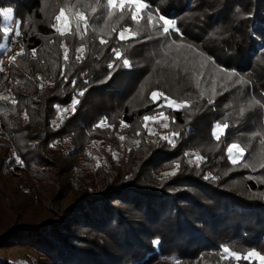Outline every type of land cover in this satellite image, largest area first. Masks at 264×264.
Returning a JSON list of instances; mask_svg holds the SVG:
<instances>
[{
	"label": "trees",
	"instance_id": "16d2710c",
	"mask_svg": "<svg viewBox=\"0 0 264 264\" xmlns=\"http://www.w3.org/2000/svg\"><path fill=\"white\" fill-rule=\"evenodd\" d=\"M145 1L151 12L178 19L180 28L179 32L160 36L158 28L153 27L156 17L150 23L145 17L143 33L149 43L159 49L170 39L187 43L208 54L221 69L237 75L229 78L222 71L224 86L210 97L211 101L203 92L180 96L186 104L178 111L159 107L152 100L133 103L135 84L152 61L146 59L143 66V58L131 59L127 53L134 41L135 46L141 44L140 33L131 40L117 38L120 31L130 28L131 19L125 16L117 22L107 21L104 38L95 37L88 28L70 31L82 42L88 39L79 60L76 47L67 42L71 34H56L44 21H39L33 31L20 25L17 41L24 44V49L19 54L26 56V63H14L15 71L6 74L4 83L15 98L11 107L17 115L12 119L15 126L1 128L0 165L6 168L12 163L13 154L26 164L25 153H35L39 158L57 153L62 141L68 142L71 150L75 148L72 152L67 147L58 150L64 159L69 157L66 153L85 151L105 156L90 161L99 162L93 173L87 160L70 163L76 173L59 183L55 194L63 202L51 205L38 220H22L16 215L0 232V247L29 246L39 254L36 264H196L199 256L209 264H260L254 257L236 261L221 253L228 248L241 257L250 249L264 254V48L259 45L264 40V0ZM9 4H14L19 20L30 14L41 20V0H0V7ZM94 15L96 11L89 17ZM47 34L65 40L64 47L56 46L39 55ZM2 37L0 33V40ZM101 39L107 43L102 44ZM33 48L35 54L31 53ZM113 48L119 49L121 56L110 70ZM173 58L174 51L170 50L159 62L170 64ZM125 59L128 66L123 64ZM178 72L173 74L176 79L186 76ZM239 77L247 83H238ZM235 92L242 95L235 105L237 122L224 118L228 127L217 139L207 133V121L212 109L229 102ZM251 94L254 97L249 100ZM73 100L77 101L75 110ZM116 102L118 109H114ZM62 107L68 111L60 114ZM158 110L169 114L171 121L164 117L145 127L149 123L144 117ZM113 111L116 114L112 116ZM103 118L117 124L122 119L131 130L125 134L121 132L123 127H117L121 141L112 145L116 128L97 127ZM174 124L178 126L176 134L171 127ZM196 125L201 126L202 137L211 141L206 144L207 150L200 142L191 141L198 136L194 135ZM154 131L164 137H155ZM92 137L106 141L109 147L90 142ZM233 140L245 149L243 162L236 164L226 150ZM111 148L119 153L116 161L106 154ZM140 148L143 155L131 163L130 154ZM173 160L178 162L176 169L165 173L175 175L155 173ZM249 166L253 173L244 175ZM206 175L210 177L207 180ZM237 178L242 180L239 184L234 182ZM157 239L159 246L154 247ZM0 264L18 263L5 257L0 258Z\"/></svg>",
	"mask_w": 264,
	"mask_h": 264
},
{
	"label": "rangeland",
	"instance_id": "374dc122",
	"mask_svg": "<svg viewBox=\"0 0 264 264\" xmlns=\"http://www.w3.org/2000/svg\"><path fill=\"white\" fill-rule=\"evenodd\" d=\"M142 3H146L145 0H141ZM147 4V3H146ZM2 7H12L14 10V4L4 5ZM64 10L66 13V16L68 17V21L70 22V28L65 29L63 27V23L58 24L57 27L61 28L64 33H69L70 31H73V29L77 28L76 23L77 19L79 18L80 13H84L87 16V28L88 30L92 31L95 34V37H106L107 33V26L109 23L107 21L113 20V22L119 21L122 17L125 18V16L128 18V20L131 19V13L127 11V9L124 12L120 11H113L112 16H108L109 12V6L107 5V0H41V6H40V13H41V20H38L36 17L33 16V14L30 15H24L23 19L20 17L21 25L23 28L29 29V31L36 30V26L39 21H44L49 25L57 24L56 17L60 15L61 10ZM97 12V15H94L93 18L89 17V14L92 11ZM151 13L153 17H157L159 14L153 13L150 11L149 7L142 10V12L138 15L137 20L133 21L131 19V25L130 29L133 33H140L143 38H141L139 45L135 46V41L133 48H130L128 50V54H130L131 59H137L141 61L142 59V65L146 66L144 62H146V59H151V63L148 65L147 68L144 71V74L140 77L139 80H137L135 84V92L131 94V101L134 102H148L151 101V95L152 92H163L166 96L170 97L171 100L177 101L178 104L185 105L186 102L181 97H188L191 96V93H197L200 94V92H203L205 95H209L208 97H212L215 95L217 90L221 89L223 85L221 73V68L213 59L208 56L206 53H201L197 51L195 48L190 47L187 43L179 42L176 40L170 39L167 43L161 44V48H156L152 43H149V40H146V34L144 32V22L143 19L145 17L148 18V14ZM166 18H174L176 21L177 28H179L178 25V19L175 17H168ZM91 19L98 20L97 24L93 23ZM13 20H19L17 16L14 15L13 12ZM105 20V21H104ZM133 21V22H132ZM3 19H2V25H3ZM150 23V21H149ZM86 28V29H87ZM81 32L86 30L84 26V21L80 19V27L77 28ZM56 34L58 33L55 30ZM72 36H71V35ZM68 35L71 36V38L67 39V42L74 44L76 49L80 48H86L88 39H84L83 42L78 38L73 36L72 33H69ZM15 41L11 42L9 39L4 40L3 37L0 40V45H3V47H0V51L2 55L0 56V68H2V71H0V132L1 128L4 127L6 129L7 127L15 126V121L13 123L14 117L17 115V111L12 109L11 105L14 104L13 101H15V98L11 96L10 93L7 91V87L5 86V78L6 74L8 72L15 71L14 70V63L22 61V63H26V59L24 55H20L19 53H22L24 49V44L20 41H17V37H14ZM44 40V46L41 48L39 55L44 53L46 50H54L56 46L58 47H64L65 40H61L57 37V35H49L43 37ZM90 44V43H89ZM260 47H262L261 42L259 43ZM173 50L174 51V58L173 62L170 64H164L159 61H163L161 58L167 55V51ZM134 52L135 54L131 53ZM32 53V51H31ZM17 55V57H16ZM16 57V59L13 61L12 58ZM135 62V61H134ZM160 63L154 66L155 63ZM136 64V63H135ZM134 64V65H135ZM175 64V65H174ZM194 69V72H192V67ZM186 66V67H183ZM179 69L180 72L184 73L186 76L183 77L181 80L176 79V75H173L176 70ZM162 89V90H161ZM183 92V93H181ZM233 98L229 99V102H222L220 106L213 108V112L210 114V117L207 121V133H213L215 137L221 135L223 136L225 132V128H221L220 130L215 129L216 123L223 125H227V118L233 121V123L237 122V118L235 116L237 101L242 99L241 94L233 93ZM248 96V95H247ZM3 97H8L7 100H4ZM253 95H249L248 99L252 100ZM230 98V97H229ZM212 99H207V101H211ZM253 102V101H250ZM116 105V106H115ZM7 106V107H6ZM115 108L118 109L117 102L114 104ZM111 106H108L107 108H110ZM68 111L67 107L61 108V113H66ZM114 112V111H113ZM192 111L191 113H193ZM59 114V115H60ZM116 113H112L111 115H115ZM148 116L152 117L151 120H148L147 126L152 125L150 123H155L156 120L158 121L161 118L167 117L169 121H171V117L169 114H166L164 110H158L155 112H152ZM189 117H193L192 115H189ZM226 120H225V119ZM35 119L33 115V121ZM103 121L104 125L113 126L116 128V133L113 134V138L111 139V144H117L114 141H121V136L118 134L120 130H118L117 127H123L122 133L127 134L126 132L130 131L131 129H128L129 127L126 126L124 121L122 119L118 120V124L114 121L113 123L109 122L106 119H102L99 121ZM168 122L173 123V122ZM155 127V126H154ZM173 131L176 134V130L178 129L177 124H174ZM132 128V127H131ZM3 129V131H4ZM100 129V128H99ZM173 131H170L171 133ZM3 133V132H1ZM215 133V134H214ZM153 134L155 137L162 138L164 137L161 133H158L157 131H154ZM194 135L197 139L191 140V141H197L202 144V149L207 150L206 144H211V141L207 139V137H202L201 135V126L196 125V130L194 132ZM225 135V134H224ZM115 136V138H114ZM169 137V136H168ZM173 137V136H172ZM171 135L169 137L170 142H173V139ZM195 137V136H194ZM21 138V137H20ZM101 138V137H100ZM193 139V138H192ZM90 142H94L95 144L103 145L105 147H109L108 143L106 141H103L99 138L92 137L90 139ZM174 143V142H173ZM237 143L236 141H231L227 144L226 150L228 153V148L231 144ZM76 145V143H75ZM241 148V144H239ZM90 146V143H89ZM63 147H67L69 150V143L62 141L61 148L56 150L57 153H45L44 158H39V156L35 153H29L26 154L27 163L26 164H18L15 161V157L17 155L13 154V162L8 164L7 160L10 159L5 158V162L7 163L6 168L2 165H0V232L8 227L17 217L16 215H21L20 219L22 220H38L40 216L44 215L46 213V210L51 205H60L63 200H59V197L56 194L57 187L61 186L59 183H62L63 181L70 180L72 173H76V168L74 167V163H82L83 161L87 160V164L91 165L92 173L94 171V166L97 165L99 162H90L92 160H103L105 154L104 153H91L89 151H85V153H66L69 157L67 159L62 158L60 155L62 153H58L59 151H62L61 149ZM138 148V147H137ZM75 149V148H74ZM74 149H70L74 151ZM112 149V148H111ZM244 149V148H243ZM143 149L140 148V150L136 149L133 153L130 154L129 160H131V163H136L137 160L141 155H143L141 152ZM261 149H259L260 151ZM237 150L233 149V153H235ZM245 151V149H244ZM2 154V153H0ZM70 154V155H69ZM80 154V155H79ZM82 154V155H81ZM110 157L113 158V161L117 160V157L119 153H117L114 148L111 150V153H106ZM191 155V153H190ZM38 156V157H37ZM193 156V155H192ZM229 156V155H228ZM242 157H240L237 162H243ZM230 159V158H229ZM231 160V159H230ZM232 161V160H231ZM24 162V161H23ZM70 163L71 164L70 166ZM178 164L177 161H170L164 165H162L161 169L158 171H155V173H159L161 175L162 173H165L166 171H173L176 169V165ZM69 165V166H67ZM252 166H249V170L244 171V175L252 174ZM156 170V169H155ZM85 175V173H83ZM96 176H100L95 174ZM60 181V182H59ZM239 181H242L241 178H237V180H234L235 183H240ZM58 197V199H56ZM56 199V200H55ZM67 200V199H66ZM65 200V201H66ZM230 252V251H229ZM255 252L258 253L259 256L254 257L260 264H264V261H261L259 259L260 256H264L263 253L260 251L250 249L247 250L245 255ZM232 253V252H230ZM224 257V254L221 253ZM239 254V253H237ZM8 258L12 261L17 262L18 264H26L27 262L30 264H36V261L39 257L38 252H35L32 248L26 245H20V244H14L11 246L6 247H0V258ZM40 257L44 259H48L45 255L41 254ZM222 258V257H221ZM196 264H209L206 261H203L201 256L198 257Z\"/></svg>",
	"mask_w": 264,
	"mask_h": 264
},
{
	"label": "snow or ice",
	"instance_id": "6c2138e0",
	"mask_svg": "<svg viewBox=\"0 0 264 264\" xmlns=\"http://www.w3.org/2000/svg\"><path fill=\"white\" fill-rule=\"evenodd\" d=\"M107 5L109 6V12H108V16H112L113 15V11H120L121 13L124 12L126 9L127 11H129L131 13V19L133 21L137 20L138 15L142 12V10L146 9L148 7V5L146 3H142L141 0H107ZM95 11V9H94ZM237 12L240 11L239 7H237L236 9ZM13 8L12 7H0V17L3 18V25L0 26V33L3 34V39L4 40H8L10 36L13 37H20L21 36V32H20V25H21V21L20 20H13ZM154 17L151 15V13L148 14V20L151 21ZM80 19H82L84 21V26L85 29L87 28V16L84 13H80L79 14V18L77 19V23H76V27L79 28L80 27ZM156 24L153 27H157L159 30V35L160 36H165V35H171L173 32H179V29L177 28L176 25V21L174 18H166L163 14H159L156 18ZM56 21L57 24H53L52 27L60 34V35H64V31L57 27L58 24L63 23V27L65 29L70 28V22H65L68 21V17L66 16L65 11L62 9L60 12V15H58L56 17ZM15 24V28L12 27V24ZM125 32H129L130 35H125ZM139 35V33H133L131 32V29H125L119 32L118 34V39L120 40H125V39H135L137 36ZM182 35V34H181ZM254 35V33H253ZM102 44H106L107 41L101 39L100 41ZM262 44V48H264V40L261 41ZM0 47H3V45H0ZM114 54V61L113 63H110L108 65L109 69L111 70L114 66V62L115 60H119L121 53L120 50L117 48H113L111 50ZM36 49L33 48L32 49V53L35 54ZM83 52V48L77 49V55L76 58L77 60L81 59V53ZM16 58L13 57L12 60L14 61ZM64 59L65 61L68 60V52L67 49H65V53H64ZM123 64L125 66L129 65V61L127 59H125L123 61ZM221 71H223L225 73L226 76H228L229 78L231 76H235L237 75L234 71L233 72H228L225 69H220ZM0 71H2V68H0ZM110 78V77H109ZM65 79H67V77L65 76ZM238 83H247V81L244 80L243 77H239L237 80ZM73 87H75V80L72 81ZM78 96H82L83 92H77ZM152 98V102L158 104L159 107H164L167 106L169 108H172L174 111H178L180 110L182 107H184L183 104H178L177 101L175 100H171L170 101V97L166 96L163 92H152L151 95ZM4 100H7L8 97H3ZM13 103H15V101H13ZM77 103L76 100L72 101V105H73V110H75V104ZM152 117L150 116H145L144 120L148 121L151 120ZM103 126V121L100 122V124L97 125V127ZM145 127H147V125H145ZM227 128V125H221L219 123H216L215 125V129L216 130H220L221 128ZM215 134V133H214ZM217 139H219V136L216 137ZM233 149H236L237 151L235 153H233ZM244 154V149L240 147L239 144L237 143H233L229 146L228 148V155L229 158L232 160L233 164L237 163V160L242 157ZM15 161L18 164H23V160L20 159L19 156L15 157ZM169 175H175V172L173 173H165V176H169ZM209 176H205L204 179H209ZM159 240H154L153 241V245L154 247H158L159 246ZM222 252L224 253V258H231L234 259L236 261H239L240 259H245V260H250L253 257H257L259 256L258 253L255 252H250L246 255H244L243 257L239 256L237 253L229 252L228 248H223ZM259 259L261 261H264V256H260Z\"/></svg>",
	"mask_w": 264,
	"mask_h": 264
},
{
	"label": "built area",
	"instance_id": "2783aa9c",
	"mask_svg": "<svg viewBox=\"0 0 264 264\" xmlns=\"http://www.w3.org/2000/svg\"><path fill=\"white\" fill-rule=\"evenodd\" d=\"M12 27L15 28V24H14V23L12 24ZM9 40H10L11 42H14V41H15V39H14L13 36H10V37H9Z\"/></svg>",
	"mask_w": 264,
	"mask_h": 264
}]
</instances>
